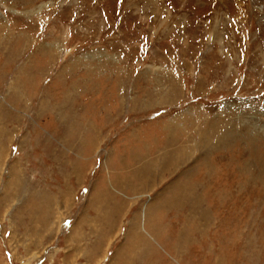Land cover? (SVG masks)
<instances>
[{"label":"rangeland","instance_id":"rangeland-1","mask_svg":"<svg viewBox=\"0 0 264 264\" xmlns=\"http://www.w3.org/2000/svg\"><path fill=\"white\" fill-rule=\"evenodd\" d=\"M0 264H264V0H0Z\"/></svg>","mask_w":264,"mask_h":264}]
</instances>
